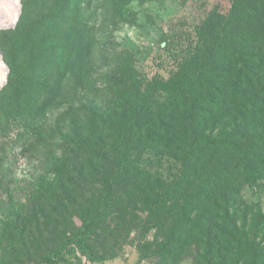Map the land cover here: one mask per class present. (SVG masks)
Returning <instances> with one entry per match:
<instances>
[{
	"label": "trees",
	"instance_id": "obj_1",
	"mask_svg": "<svg viewBox=\"0 0 264 264\" xmlns=\"http://www.w3.org/2000/svg\"><path fill=\"white\" fill-rule=\"evenodd\" d=\"M132 1L100 0L96 27L85 19L90 0H21L16 25L0 30L8 66L0 88V184L7 150L36 157L41 146L55 160L54 178L40 176L0 218L2 264H24L31 246L42 248L57 229L64 234L54 216L77 183L88 181L99 195L76 204L72 242L92 256L87 241L131 171L142 175L143 211L166 236L162 251L195 244L196 264H264V211L244 192L264 194V0L206 8L178 70L151 80L140 77L129 54L111 46L99 64L93 51L100 33L112 36L132 21ZM18 2L2 0L14 12L0 27L14 24ZM56 136L59 157L50 154ZM149 150L170 156L174 171L142 172L139 160ZM63 257L44 251L40 262Z\"/></svg>",
	"mask_w": 264,
	"mask_h": 264
},
{
	"label": "rangeland",
	"instance_id": "obj_2",
	"mask_svg": "<svg viewBox=\"0 0 264 264\" xmlns=\"http://www.w3.org/2000/svg\"><path fill=\"white\" fill-rule=\"evenodd\" d=\"M218 0H133L130 8L131 22L120 24L112 36L99 34V44L95 51L98 63L104 62L105 49L112 47L117 53L129 54L135 60L138 74L144 80L153 78L168 79L178 70L181 56L189 53L196 42L195 27L206 8H213ZM22 7L21 0H19ZM100 0L87 3L85 19L91 25L99 27L103 21L100 12ZM86 6V5H85ZM84 6V7H85ZM16 25V24H15ZM14 25V26H15ZM0 27V30L13 28ZM112 46V47H111ZM2 57H3V50ZM109 61V60H108ZM106 61L105 63H107ZM4 71L8 66L3 64ZM84 64H81V67ZM2 84L0 85L1 88ZM62 140L56 136L50 146V154L63 155ZM36 157L22 153L15 148L7 150L4 165L6 177L0 184V218L8 213L12 200H24L28 189L40 176L54 178L55 160L45 159L44 150L38 146ZM41 150V151H40ZM135 148V154L138 152ZM140 158V169L152 174L160 173L168 176L173 172L175 163L170 156L160 155L153 151H145ZM142 153V154H143ZM141 154V155H142ZM140 155V156H141ZM126 186L116 187V199L107 214L103 215L92 232L87 243L91 246L92 256L82 253L72 242L80 220L75 215L77 203L88 197L95 200L99 193L93 181L77 183L74 193L65 199L67 208L54 216L55 222L64 223L66 232L60 229L50 232L45 237L43 247L35 245L28 250L24 264H41L44 251L53 253L62 251L64 257L53 264H196L197 246L195 244L171 253L174 249L161 250L166 239L164 232L159 231L155 221L151 222L143 211L141 196L143 188L142 175L131 171ZM246 199L254 201L264 211V194L255 188L247 187ZM84 193V194H83ZM86 195V196H84ZM256 209V208H255ZM69 223V224H68ZM53 230V225L50 227ZM37 236V232H32ZM147 242L149 244H147ZM4 259L0 260L2 264Z\"/></svg>",
	"mask_w": 264,
	"mask_h": 264
},
{
	"label": "bare ground",
	"instance_id": "obj_3",
	"mask_svg": "<svg viewBox=\"0 0 264 264\" xmlns=\"http://www.w3.org/2000/svg\"><path fill=\"white\" fill-rule=\"evenodd\" d=\"M19 3L20 2H18V10H19ZM13 12L14 10H10L9 8H7L5 5L2 4V0H0V24L7 25L8 23H10L12 21ZM18 14H19V11H18Z\"/></svg>",
	"mask_w": 264,
	"mask_h": 264
},
{
	"label": "water",
	"instance_id": "obj_4",
	"mask_svg": "<svg viewBox=\"0 0 264 264\" xmlns=\"http://www.w3.org/2000/svg\"><path fill=\"white\" fill-rule=\"evenodd\" d=\"M20 12H21V7H20V4H19V14H18V17H19V15H20ZM18 17H17V19H16V22H17V20H18ZM16 22L13 24V26L16 24ZM5 28H7V27H5ZM2 51L0 50V58H1V60H2ZM2 62H3V60H2ZM3 64H4V62H3ZM7 73H8V70L6 69V74H5V80H4V83L2 84V86L6 83V78H7ZM1 86V87H2Z\"/></svg>",
	"mask_w": 264,
	"mask_h": 264
}]
</instances>
